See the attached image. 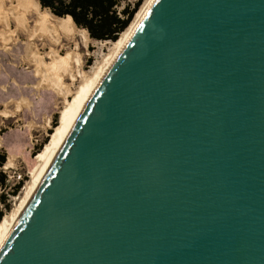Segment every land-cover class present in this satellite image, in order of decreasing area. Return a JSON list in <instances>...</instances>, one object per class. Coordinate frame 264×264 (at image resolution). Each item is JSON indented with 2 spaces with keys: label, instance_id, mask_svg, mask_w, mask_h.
<instances>
[{
  "label": "water",
  "instance_id": "95a60500",
  "mask_svg": "<svg viewBox=\"0 0 264 264\" xmlns=\"http://www.w3.org/2000/svg\"><path fill=\"white\" fill-rule=\"evenodd\" d=\"M0 264H264V0H153Z\"/></svg>",
  "mask_w": 264,
  "mask_h": 264
},
{
  "label": "bare ground",
  "instance_id": "6f19581e",
  "mask_svg": "<svg viewBox=\"0 0 264 264\" xmlns=\"http://www.w3.org/2000/svg\"><path fill=\"white\" fill-rule=\"evenodd\" d=\"M152 1L153 0H143L142 4L140 5L139 9L136 11L134 17L132 18L127 28L119 34V37L115 42H112V48H110V54L108 55L107 58H105L104 61H102L103 63L100 66L99 72L95 74V78L93 82H91V84L89 83L88 86H86L84 76L79 69V66H81L80 65L81 62L79 56H77V52H75L76 50L72 51L71 55L65 59L57 55L58 53L55 54L53 50H50L48 54L51 58V64L48 65L46 62L43 61V57L40 55L39 51H37L36 48L37 46H35L36 44L32 41L36 39L39 40L47 39L46 40L47 42H50L52 44H58L60 42L61 33L66 37L72 38L78 31L71 19L55 17L50 13L49 10L41 11L40 10L41 7L37 0H16L15 2H12L13 9L17 8L21 11L22 10L24 11L27 8L31 9L30 12L34 13V15L36 16L35 23L32 28L27 24L25 18H23L24 16L23 17L19 16L17 13H15V10H11V11L7 10L8 11L7 15L10 16L12 19H14L16 22V27L13 31L10 29L9 18H7L6 15L0 16V23L2 24V28L0 29V38H1L0 49H2L3 53H7V49H9L8 47L9 43L14 44L18 41L19 37L17 31L23 32L27 37V42L24 44L25 52H26L25 55L27 54L26 60L30 59V61L33 62L32 64H34L35 66L34 77L38 79L36 84L34 85L35 89H42V88L47 89L48 96L46 95V98L48 97L47 100L49 102H51V100L54 99L53 94L60 96L64 99L62 111L60 112L61 113L60 126L56 130V133L52 135L51 144L46 146L42 150V153L38 158L32 159V157L28 155V152L25 150L24 147L26 144H29L27 140H30L29 138L30 132H28V127H29L28 125H26L28 127H26L24 130H18V131L12 130L6 135L0 136V144L5 147L8 153L5 165L7 167L12 166L13 159H15L16 156H21L23 160H25L29 168V174H30V181L24 188V196L22 197L21 202L19 203L18 206L15 207L13 211L11 212L9 211L10 213L5 215L2 218L3 219L2 221L0 220L1 221L0 250L2 249L4 243L6 242L14 226L16 225V223H18L27 205L29 204V202L37 192L38 188L40 187L43 179L45 178L46 174L50 170L55 159L57 158L59 152L61 151L63 145L65 144L67 138L69 137L71 131L73 130L75 124L77 123L80 115L82 114L83 110L85 109L92 95L94 94L99 84L101 83L102 79L108 72L109 68L111 67V65L113 64V62L115 61V59L117 58L123 47L125 46L126 42L130 38L134 29L138 25L139 21L142 19L146 11L149 9ZM49 20H51L53 23L49 22ZM83 32L84 33L82 32L81 33L84 34V39H85L87 38L88 34L85 31ZM30 47L34 48V51L30 49ZM28 54L30 55L28 56ZM74 66L75 68H73ZM64 75H67L72 83H74L73 81L75 80L76 76H79V78L81 77L80 78L81 81L84 82V84H82V87L77 90L78 93L75 97V100L71 105H69L67 109H65L64 106L65 104L68 103L67 98L70 93V87L65 85L63 81V78L65 77ZM26 79L28 80L31 78L26 77ZM23 82L26 83V80H24ZM25 88H27L28 90L29 86L27 85L25 86ZM5 91L6 90H4V92ZM15 91L16 89L12 92L14 93ZM10 102H14L15 109L12 112L8 109H4L3 111H0V115L5 117L13 116L17 111H21L22 106H25L27 109L30 107V102L23 97L21 98L19 97L18 101L13 99L9 100L8 102L5 103V107L6 104Z\"/></svg>",
  "mask_w": 264,
  "mask_h": 264
},
{
  "label": "rangeland",
  "instance_id": "374dc122",
  "mask_svg": "<svg viewBox=\"0 0 264 264\" xmlns=\"http://www.w3.org/2000/svg\"><path fill=\"white\" fill-rule=\"evenodd\" d=\"M15 1L16 0H11V1L10 0L8 1L0 0V16L6 15L7 18H9L10 29L13 31L16 27V22L14 19H12L10 16L7 15L8 14L7 10L9 11L15 10V13H17L19 16H22V17L24 16L23 18H25L27 24L32 28L34 26L36 16L34 15V13L30 12L31 10L30 8H27L24 11L23 10L21 11L17 8L13 9L12 2H15ZM134 1L135 0H123L118 5V9H122L123 6L126 5L127 3L132 6ZM40 10L44 11L47 9L40 8ZM49 22L53 23L51 20H49ZM1 28H2V24L0 23V29ZM76 29L78 32L72 38L66 37L61 33L60 35L61 38L59 42L60 44L59 43L52 44L50 42H47L46 41L47 39H44V40L36 39L32 41L36 44L35 46H37L36 47L37 51H39L40 55L43 57V61L46 62L48 65L51 64V58L48 54L50 50H53L55 54L58 53L57 55H59L61 58H64V59L68 58L71 55L72 51L76 50L75 52H77V56H79L80 62H81L80 64L81 66H79V69L84 76L86 86H88L89 83L91 84V82H93L95 78V74L99 72L100 66L103 63L102 61H104L105 58H107L108 55L110 54V48H112V42L109 40H105V41L94 40V39H91L89 35H87V38L84 39V34L82 33H84L83 31L85 30H83L82 28H78V27H76ZM17 33H18L19 39L14 44L13 43L8 44L9 49H7V53H3L2 49H0V52H1L0 54V102L1 100L3 102V103L2 102L0 103V111H3L4 109H8L12 112L15 109L14 102L8 103L9 105L6 104V107H5V103L11 99L18 101L19 97L20 98L23 97L27 99L30 102V107L27 109L25 106H22L21 111H17L18 113L16 112L13 116L5 117V116L0 115V136L6 135L12 130H15V131L24 130L26 127L29 126L28 132H30L29 133L30 140H27L29 144H26L24 147H25V150L28 152V155L32 157V159H36L40 156V154L42 153V150L46 146L51 144V137L53 134L56 133V130L60 126V123H61V113L60 112L62 111L64 99L60 96L53 94L54 99L51 100V102H49L47 100L48 97L46 98V95L48 96L47 89H43V88L35 89L34 85L36 84L38 80L36 77H34V69H35L34 67L35 66L34 64H32L33 62L30 61V59L26 60L27 54L25 55L26 52H25L24 44L27 42V37L21 31H17ZM0 41H1V38H0ZM0 45H1V42H0ZM30 49L34 51V48L30 47ZM29 55L30 54H28V56ZM73 68H75V66ZM64 76H63L64 77L63 81L65 85L70 87V93L67 98L68 103L65 104L64 106V108L67 109L69 105H71L73 101L75 100V97L78 93L77 90L82 87V84H84V82L81 81L80 79L81 77L79 78V76H76L75 80L73 81L74 83H72L70 78L67 75H64ZM26 77H30L31 79L27 80ZM24 80H26V83L23 82ZM29 82L32 84H30ZM27 85L29 86L28 88L29 91L27 90V88H25V86ZM15 89L16 91L13 93L12 91H14ZM4 90L6 91L4 92ZM40 98L42 99V101ZM34 113L36 116L34 115ZM34 139L40 141L42 144L41 149L38 151L36 150V147L32 148L31 141L33 142ZM44 141L46 142L43 144ZM2 152L6 154V160H7L8 153L5 147L0 144V153ZM15 165H17L19 168H21V170H23L26 173L27 175L25 176L26 178L25 186H26L30 181V174H29V168L25 160H23L21 156H16L15 159H13L12 166H15ZM24 188L21 194L19 195L17 203L15 204V206L13 207L11 211H13L15 207L18 206L19 203L21 202L22 197L24 196ZM2 220L3 219H1V221Z\"/></svg>",
  "mask_w": 264,
  "mask_h": 264
},
{
  "label": "trees",
  "instance_id": "16d2710c",
  "mask_svg": "<svg viewBox=\"0 0 264 264\" xmlns=\"http://www.w3.org/2000/svg\"><path fill=\"white\" fill-rule=\"evenodd\" d=\"M42 9L59 18H70L76 27L85 30L89 37L98 41L115 42L131 22L143 0H135L122 9L117 6L123 0H37ZM46 141L43 142V144ZM41 145L36 150L41 149ZM6 161V154L0 153V166ZM0 171V185L4 182ZM2 214L0 213V220Z\"/></svg>",
  "mask_w": 264,
  "mask_h": 264
},
{
  "label": "built area",
  "instance_id": "2783aa9c",
  "mask_svg": "<svg viewBox=\"0 0 264 264\" xmlns=\"http://www.w3.org/2000/svg\"><path fill=\"white\" fill-rule=\"evenodd\" d=\"M117 10L119 12L120 9ZM41 142L34 139L31 141L32 148L40 146ZM0 171L4 174V182L0 185V213L1 219L13 209L19 195L26 184V173L17 165L7 167L5 164L0 166Z\"/></svg>",
  "mask_w": 264,
  "mask_h": 264
}]
</instances>
